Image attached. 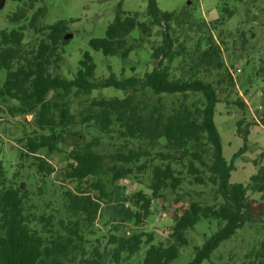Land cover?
<instances>
[{
	"label": "trees",
	"instance_id": "1",
	"mask_svg": "<svg viewBox=\"0 0 264 264\" xmlns=\"http://www.w3.org/2000/svg\"><path fill=\"white\" fill-rule=\"evenodd\" d=\"M12 1L21 5L8 16L17 27L0 31V120L19 135L15 153L0 158V264H171L188 245L187 232L203 221L217 230L194 246L186 263L202 264L244 226L264 229V166L246 184L229 183L232 165L222 156L213 119L218 103L245 110L218 40L244 0L218 7L212 22L194 17L188 4L163 12L146 0L143 21L118 6L104 36L89 40L93 51L124 62L154 28H163L161 43L151 48L154 66L142 77L110 73L98 80L88 52L71 79L53 74L68 43L67 23L43 24L46 7L28 15L44 0ZM135 29L139 38L128 41ZM181 29L188 39L179 42L173 33ZM108 87L123 96L85 99L72 111L73 99ZM245 121L242 115L236 122L244 142L251 126L241 130ZM65 181L77 188L56 185ZM127 182L145 185L149 194L131 191ZM159 200L172 224L155 242L153 232L136 230ZM97 223L107 231L93 245L88 236ZM255 256L264 264V241Z\"/></svg>",
	"mask_w": 264,
	"mask_h": 264
},
{
	"label": "rangeland",
	"instance_id": "2",
	"mask_svg": "<svg viewBox=\"0 0 264 264\" xmlns=\"http://www.w3.org/2000/svg\"><path fill=\"white\" fill-rule=\"evenodd\" d=\"M24 1V0H22ZM161 11H180L187 4L193 9V16L201 18L205 22H212L218 18V7L228 3L235 7L233 0H156ZM21 5V2L4 0L0 8V31L10 30L17 26L8 21V16ZM118 6L125 14H138L139 21L145 18L146 0H44L37 1L34 8L28 12L31 15L39 7H46L47 14L43 24L50 25L57 21H65L68 31L72 37L63 47L62 60L59 68L53 74L71 79L78 68V62L84 52H88L95 65L94 78L104 79L113 73L117 79L129 76L142 77L145 72L150 71L154 61L150 57L151 48L161 43L163 28H154L150 38L145 40L142 48L133 52L127 60L117 56H103L99 51H93L89 46L92 38L104 36L107 26L113 21ZM235 15L226 23L218 38L222 45V56L224 62L236 81L237 95L245 102L244 112L238 110L234 105L225 107L224 103H218L215 107L214 124L219 133L221 141L222 156L227 164L232 165L229 183L246 184L260 166H264V73L256 72L260 66L264 69V0H244L235 9ZM194 41L196 35L190 34ZM174 38L179 42L188 39L185 30H178L173 33ZM217 33H214V37ZM139 38L138 29L133 30L127 37L128 41ZM192 44V43H191ZM122 68L124 71L122 72ZM249 77V80H247ZM263 77V79H262ZM251 81V82H247ZM246 90V92H245ZM122 97L123 92L108 87L101 90H94L88 97L73 99L72 111L81 108L85 102L92 98ZM1 107V105H0ZM1 115V113H0ZM244 115L246 121L241 125V130H246L248 124V135L246 142L237 135L236 122ZM30 118V117H28ZM19 129L15 126H8L0 120V158L11 156L7 151H16L17 144L14 141L19 135ZM14 159V156L11 157ZM57 169L60 165L59 157L51 160ZM90 182V181H89ZM24 189H33V186H26ZM59 187L75 190L77 185L73 181L56 183ZM126 186L131 191L143 190L149 194L145 185L135 182H127ZM81 188H87V183ZM197 191L203 190L201 187ZM95 196L98 193L93 191ZM249 197L257 201L260 194L248 192ZM203 201L211 202L210 195H204ZM166 202L159 200L152 208V216L136 231L153 232L155 242L163 241L167 236L168 227L172 224L171 216L163 206ZM261 224L246 225L236 232L229 240L223 242L211 255L209 261L202 264H259L255 254L264 241V229L259 228ZM188 231L189 243L180 248L178 258L171 264H186L193 256L194 246L213 234L217 227L208 222L200 221L194 228ZM93 230L96 234L88 236L91 244L95 245V239L106 233V228L97 223ZM206 235V236H205ZM205 237V238H204ZM140 258V257H139ZM138 258V259H139Z\"/></svg>",
	"mask_w": 264,
	"mask_h": 264
},
{
	"label": "water",
	"instance_id": "3",
	"mask_svg": "<svg viewBox=\"0 0 264 264\" xmlns=\"http://www.w3.org/2000/svg\"><path fill=\"white\" fill-rule=\"evenodd\" d=\"M3 5H4V0H0V8H2ZM71 37H72V35H71L70 33H66V34L64 35L63 39H64V40H69ZM20 188H21V189H24V184H23V183L20 184Z\"/></svg>",
	"mask_w": 264,
	"mask_h": 264
}]
</instances>
